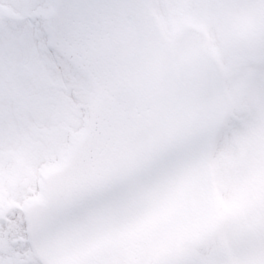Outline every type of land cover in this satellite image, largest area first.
Segmentation results:
<instances>
[{"label":"snow or ice","instance_id":"snow-or-ice-1","mask_svg":"<svg viewBox=\"0 0 264 264\" xmlns=\"http://www.w3.org/2000/svg\"><path fill=\"white\" fill-rule=\"evenodd\" d=\"M0 264H264V0H0Z\"/></svg>","mask_w":264,"mask_h":264}]
</instances>
